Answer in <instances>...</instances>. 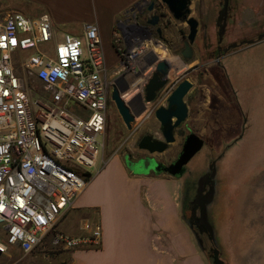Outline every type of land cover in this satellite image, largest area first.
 <instances>
[{
	"label": "built area",
	"instance_id": "1",
	"mask_svg": "<svg viewBox=\"0 0 264 264\" xmlns=\"http://www.w3.org/2000/svg\"><path fill=\"white\" fill-rule=\"evenodd\" d=\"M141 54L131 49L129 62ZM148 70L137 78L143 81L142 100L154 74L148 77ZM31 83L42 87L36 103ZM110 100L96 25L86 26L83 38L64 34L59 40L49 15L0 13L1 254L10 247L31 253L47 237L56 250L101 245L99 222L84 220V237L57 226L87 189Z\"/></svg>",
	"mask_w": 264,
	"mask_h": 264
},
{
	"label": "crops",
	"instance_id": "2",
	"mask_svg": "<svg viewBox=\"0 0 264 264\" xmlns=\"http://www.w3.org/2000/svg\"><path fill=\"white\" fill-rule=\"evenodd\" d=\"M151 1L0 0V13L15 12L28 17L49 15L59 40L63 34L83 38L85 27L96 25L103 43L106 66L113 69L122 63L121 47L129 40L126 27L128 24L133 27L131 23L137 19L143 3ZM262 1L240 0L236 7L237 26L259 19L264 13ZM168 31H165L166 39L173 40ZM119 35L123 36V44L118 39ZM259 36L257 40L242 42L254 44L233 50L228 62L223 57L225 68L231 70L234 67L235 55L253 49L247 56L248 80H251L253 68L260 64L259 57L263 58L264 74V39L259 41ZM157 45H161L162 50ZM155 47L158 58L168 56L163 49L172 57L179 55L163 43ZM239 109V131L242 134L237 145L245 139L246 133L248 135L254 121L249 112L245 113L242 107ZM219 163L215 167L214 195L208 202L206 213L220 258L223 264H264V170L251 181L246 196H232L230 226L219 231L222 235L220 245L212 221V214L220 206L217 204H221ZM91 175L87 189L63 217L59 230L71 237H84L85 233L81 230L83 221L99 222L102 226L101 245L85 244L76 249L62 250L52 260L53 264H210L203 245L190 226L187 214L190 191L180 179L169 175H134L119 154L109 157L95 178L93 173ZM69 221H73L70 227L67 225ZM223 251L228 255L226 260L222 258ZM17 253L23 251L19 247H10L8 253H0V260Z\"/></svg>",
	"mask_w": 264,
	"mask_h": 264
},
{
	"label": "rangeland",
	"instance_id": "3",
	"mask_svg": "<svg viewBox=\"0 0 264 264\" xmlns=\"http://www.w3.org/2000/svg\"><path fill=\"white\" fill-rule=\"evenodd\" d=\"M239 1L231 0L232 6L234 7V17L228 22L227 32L223 42L224 46L239 44L251 39L257 40L258 36L264 33V13L259 16V19H254L255 22L249 20L237 26L236 14L238 10L236 7ZM218 2L219 0H192V16H195L196 13L201 15V20L207 26L208 37L204 42H201L207 50L204 59H202L200 51L198 50L200 43H198L199 47H193L195 54L193 60L189 63L185 62L180 55L176 56L177 58L172 57L166 49L163 50L168 56L158 58L155 54V46L162 42L156 37L149 36L148 32L151 29L146 30L145 26L139 24L137 19L131 23L133 27L129 26L130 24H128V28L126 27L129 38L128 46L123 44V36L119 35L118 39L123 44L121 47L122 63H120L119 67L113 69L107 68V81L111 93L113 88L117 87L122 93L124 101H126L135 113V110L143 102L145 103V96L144 100L135 107L132 101L133 98L140 95V87L135 90V86L141 81L137 78L149 68L150 70L148 71L155 72V67H157L155 63L161 60L168 61L172 67L170 83L159 95L156 102L148 105L143 104V108L137 113L136 121L132 124L131 129L126 127L115 103L112 99L110 100L105 131L99 139L102 148L100 149L97 165L91 170V173H93V177L95 178L104 162L115 154L121 155L124 161L128 155L132 160L150 155L148 152L139 149L138 145L140 140L143 136L149 134L155 138L162 139L161 125L155 117V111L159 107L167 105V93L171 88H175L182 80L189 79L194 84V88L185 98V102L189 108V117L176 130L175 143L171 144L166 152L153 154L152 157L166 164L174 161L182 150L189 130H192L203 138L205 141L203 149L188 164V172L180 178L181 182L187 188L189 184L200 183L203 179L201 176L206 171H209L212 162L218 160L219 156H223L217 161H220L218 166L221 169L222 178V186H219L221 204H217L220 206L212 214L214 229L220 244L222 243L220 239L222 235L219 234V231H224V227L230 226L232 196L235 194L246 196L251 181L258 178L264 170V74L262 67L263 58L259 57L258 61L260 64L257 68H253L251 71V80H248L247 56L251 51H254L253 49L235 55V64L231 70L225 68L222 62L224 60L222 59L223 57L220 61L226 71H223L222 67L215 61L217 54L214 51L218 40V27L216 24L219 11L217 8ZM150 3L145 2L142 7H147ZM171 24L168 28V35L170 33V37L175 42L169 37L168 40L175 47L181 48L183 46V36L187 34L188 26L186 23L177 22L174 19L171 20ZM157 46L160 49L163 48L161 45ZM133 48L139 49L142 53L141 59L138 60L139 62H129L127 55H129V50ZM231 53L224 56L227 62L232 55ZM194 67L201 68L194 71L191 76H186L185 73L188 69ZM148 75L150 76L151 74ZM200 76H203L202 80L198 79ZM129 84H133V86L130 87ZM129 90L134 91L133 95L131 94L130 97L125 98L124 95ZM30 92L32 102H38L40 93L42 92L41 85L39 83H31ZM240 107L243 108L245 113L249 112L254 121L253 127L249 130L248 135L246 133L245 139L237 145L238 138L242 134L241 130L239 131ZM249 140H251L250 144L248 143ZM237 146L239 147L235 150ZM61 222L62 220L57 226L58 229ZM67 225L69 227L72 226L73 221H69ZM201 239H203L202 244L209 258V262L212 264V253L210 252L212 245L206 236ZM1 240H3V237H1ZM50 240L51 238L47 237L33 252L27 254H24V252L21 254L17 253L15 256L6 257L4 260H0V264H53L52 260L62 250L54 249L51 246ZM222 258H228L227 253L224 251Z\"/></svg>",
	"mask_w": 264,
	"mask_h": 264
},
{
	"label": "water",
	"instance_id": "4",
	"mask_svg": "<svg viewBox=\"0 0 264 264\" xmlns=\"http://www.w3.org/2000/svg\"><path fill=\"white\" fill-rule=\"evenodd\" d=\"M168 8L170 14L177 22L186 23L189 28L188 40L185 43L186 50L182 53V58L185 62L192 60L194 57L193 45L195 43L199 22L196 18L191 16L190 3L191 0H161ZM228 0H225L224 9L220 14V21L223 25H219V44L222 42L226 31V16H227ZM156 24V23H153ZM264 39V33L259 36V41ZM243 43L233 44L227 50L237 48ZM247 44H254L248 42ZM168 61H160L157 64L149 83L145 87V103L152 104L156 102L160 93L170 83V75L172 67L167 63ZM194 88V84L189 79L182 80L171 91L167 98V105L161 106L155 111V117L161 125L162 139L155 138L153 135H145L139 142V149L146 151L150 156L134 162L129 157H125V164L127 168L134 175H169L176 179H180L187 171L188 164L194 157L200 153L205 145V141L196 133H190L186 136L181 152L177 158L166 165L159 163L152 157L153 154H162L169 149V146L176 141V130L180 128L189 117V108L185 102L186 96ZM111 99L115 103L117 110L128 129L132 128V124L136 121V112L134 113L130 106L124 101L122 93L117 87H114L111 93ZM216 161H213L209 168V174L206 176V185L213 188V177L215 175ZM153 172V173H152ZM205 179V178H204ZM203 180V179H202ZM212 197L206 201L201 195L198 196V206L194 209L195 225L199 229L198 236L207 235L208 241L212 244L210 252L212 253V264H223L220 258V252L215 246V237L212 227L210 226L206 213V203L210 202ZM197 204V203H196ZM200 208L201 216L196 215V210ZM193 223L191 227L193 228ZM201 244L202 239L199 238ZM203 245V244H202Z\"/></svg>",
	"mask_w": 264,
	"mask_h": 264
},
{
	"label": "flooded vegetation",
	"instance_id": "5",
	"mask_svg": "<svg viewBox=\"0 0 264 264\" xmlns=\"http://www.w3.org/2000/svg\"><path fill=\"white\" fill-rule=\"evenodd\" d=\"M191 5H192V0H191V3H190V9H191ZM224 5H225V0H219L218 7H217L219 9V11H218L217 19H216V24H217V27H218V32H217V39L218 40H217L216 49L214 51V53L217 54V58L215 59V61L217 62V64L219 66H221L220 59L222 57H224L225 55L233 52L234 49H236V48H232L230 50H227L233 44L226 45V46L223 45L224 37H225L226 32H227L228 22L232 18L233 11H234V7L232 6L231 0H228L227 16H226V22H225L226 23V31H225V34H224V37H223L222 42L220 44L218 43L219 42V25H223L224 24L223 21H220L219 20L220 19V14H221V12L224 9ZM191 16H192V10H191ZM192 17L196 18L198 20V22H199V30H198V34H197V37H196V40H195V43H194L193 47L194 46H198V43H200V47L198 46L199 47L198 50L200 51V54H201L202 59H204L205 58V55L207 53V50L204 48V44L202 45L201 42H204V40H206L207 37H208L207 28H206L207 26L201 20V15H199V14L196 13V15L195 16H192ZM136 18H137V21L139 22V24H141L142 26H145V29L146 30L151 29V31L148 32L149 36L156 37L162 43H164L169 48V50H171L174 53L179 54V55L182 56V53L186 50L185 43L188 40L189 28H188L187 34L185 36H183L184 40H183V46L181 48H177V47L175 48L170 41L168 42L167 39H166V35H165L166 33H165V31L172 25L171 24V20L174 19V18L170 14L167 6L161 0H152L151 3H150V5H148L147 7H142L141 9H139V11H138V13L136 15ZM153 23H156V24H153ZM242 45H247V43H243ZM194 54H195V52H194ZM192 60L188 61V63L191 62ZM200 68L201 67H194L192 69H188V71L185 73V75L186 76H191L194 71H196V70H198ZM202 78H203V76L198 77V79H200V80H202ZM164 90H165V88H164ZM164 90H162V92ZM172 90H173V88H171L168 91L167 97L169 96V94L171 93ZM190 133H194V132L192 130H189L188 135ZM148 156H150V155H148ZM148 156H146V157H148ZM127 157H129L131 159V157L129 155ZM146 157L139 158V159L133 160V161L134 162H139L140 160H142V159H144ZM221 157L222 156H219L218 158L220 159ZM155 160L157 162H159V163H163L162 161H159L156 158H155ZM218 160H216V163H217ZM172 162H170V163H172ZM170 163H168V164L164 163V164L169 165ZM187 172H188V169H187L186 173ZM208 174H209V171H206L201 176V178H203V180L200 181V183H198V182L195 183V184L193 183V185L189 184L190 187H189V185L187 187L188 190L190 191L189 192L190 193V200L188 202V210H187L188 220H189L190 226H191V223H193L194 226H193V228L192 227L191 228L194 230V232L196 233V235L199 234V229L195 225L196 220L194 219V209H195V206H198V202H196L197 201V198H198V196L201 195L206 201H208V199L214 195V186L212 188V187H210V185H206L205 184V182H206V176ZM214 181H215V178L213 177V182ZM205 208H208V203H206V207ZM196 215L198 217L201 216V210H200V208H198L196 210ZM205 236L207 237V235H202V236H198L197 235L198 239L200 237L201 238H204ZM202 242H203V239H202Z\"/></svg>",
	"mask_w": 264,
	"mask_h": 264
},
{
	"label": "bare ground",
	"instance_id": "6",
	"mask_svg": "<svg viewBox=\"0 0 264 264\" xmlns=\"http://www.w3.org/2000/svg\"><path fill=\"white\" fill-rule=\"evenodd\" d=\"M161 61H166V60H161ZM160 62V61H159ZM158 62V63H159ZM177 62V61H176ZM168 63V62H167ZM169 64V63H168ZM178 65V64H177ZM172 66H173V64H172ZM148 74H152V72H150L149 71V73H147V75ZM149 76V75H148ZM151 76V75H150ZM142 84H143V81H139L138 82V84L135 86V90L138 88V87H142ZM139 88V92H140V95L138 96V97H136V98H133L132 99V101L134 102V107L138 104H140L141 103V101H142V92H141V89ZM133 93H134V91H132V90H129L125 95H124V97L125 98H127V97H130L131 96V94L133 95ZM136 94V93H135ZM135 96V95H134ZM138 98V99H137ZM143 108V104L142 105H140V107L138 108V109H136L135 111H136V113H138L141 109Z\"/></svg>",
	"mask_w": 264,
	"mask_h": 264
},
{
	"label": "trees",
	"instance_id": "7",
	"mask_svg": "<svg viewBox=\"0 0 264 264\" xmlns=\"http://www.w3.org/2000/svg\"><path fill=\"white\" fill-rule=\"evenodd\" d=\"M174 54H176V53H174ZM91 176H92V175H91L90 173L87 174V178H88V180L91 178Z\"/></svg>",
	"mask_w": 264,
	"mask_h": 264
}]
</instances>
